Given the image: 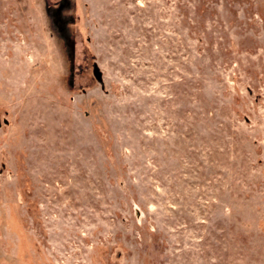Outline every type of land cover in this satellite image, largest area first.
I'll list each match as a JSON object with an SVG mask.
<instances>
[{
    "label": "rangeland",
    "instance_id": "rangeland-1",
    "mask_svg": "<svg viewBox=\"0 0 264 264\" xmlns=\"http://www.w3.org/2000/svg\"><path fill=\"white\" fill-rule=\"evenodd\" d=\"M0 264H264V0H0Z\"/></svg>",
    "mask_w": 264,
    "mask_h": 264
},
{
    "label": "water",
    "instance_id": "water-1",
    "mask_svg": "<svg viewBox=\"0 0 264 264\" xmlns=\"http://www.w3.org/2000/svg\"><path fill=\"white\" fill-rule=\"evenodd\" d=\"M92 74H93V76L95 77L96 80H99V79H100V77H99V73H98L96 67H93V69H92Z\"/></svg>",
    "mask_w": 264,
    "mask_h": 264
}]
</instances>
